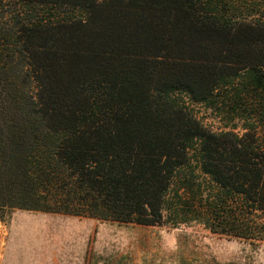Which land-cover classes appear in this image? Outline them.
<instances>
[{"label": "trees", "instance_id": "16d2710c", "mask_svg": "<svg viewBox=\"0 0 264 264\" xmlns=\"http://www.w3.org/2000/svg\"><path fill=\"white\" fill-rule=\"evenodd\" d=\"M263 10L0 0V208L145 226L177 216L257 240ZM179 94L236 124L207 130Z\"/></svg>", "mask_w": 264, "mask_h": 264}, {"label": "rangeland", "instance_id": "374dc122", "mask_svg": "<svg viewBox=\"0 0 264 264\" xmlns=\"http://www.w3.org/2000/svg\"><path fill=\"white\" fill-rule=\"evenodd\" d=\"M177 99L207 130L226 132L237 122L221 121L185 94ZM180 220L145 226L0 208V264H264V213L253 218L257 240Z\"/></svg>", "mask_w": 264, "mask_h": 264}]
</instances>
